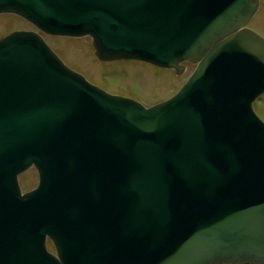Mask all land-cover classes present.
I'll return each mask as SVG.
<instances>
[{
    "label": "water",
    "instance_id": "water-1",
    "mask_svg": "<svg viewBox=\"0 0 264 264\" xmlns=\"http://www.w3.org/2000/svg\"><path fill=\"white\" fill-rule=\"evenodd\" d=\"M259 0H0L102 61L177 74L145 106L89 82L33 30L0 38V264H264ZM39 183L22 193L18 174ZM49 237L55 254L46 246Z\"/></svg>",
    "mask_w": 264,
    "mask_h": 264
},
{
    "label": "rangeland",
    "instance_id": "rangeland-1",
    "mask_svg": "<svg viewBox=\"0 0 264 264\" xmlns=\"http://www.w3.org/2000/svg\"><path fill=\"white\" fill-rule=\"evenodd\" d=\"M248 26L264 37V0L248 23ZM15 29L36 28L24 18L13 13H0V38ZM45 41L74 70L82 73L91 82L105 90L133 97L149 106L174 94L194 69V64L186 63L182 74L173 69L157 66L137 60L100 61L94 55V48L89 36L66 37L43 33ZM258 116L264 120V94L253 103ZM22 191L34 188L38 175L34 167L19 175ZM47 247L53 251L48 240Z\"/></svg>",
    "mask_w": 264,
    "mask_h": 264
}]
</instances>
